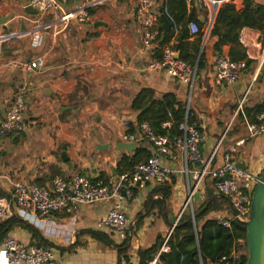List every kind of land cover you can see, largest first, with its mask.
Returning a JSON list of instances; mask_svg holds the SVG:
<instances>
[{
    "label": "crops",
    "instance_id": "crops-1",
    "mask_svg": "<svg viewBox=\"0 0 264 264\" xmlns=\"http://www.w3.org/2000/svg\"><path fill=\"white\" fill-rule=\"evenodd\" d=\"M26 1L0 0V115L9 107L20 84L26 83L29 89L24 112L26 130L0 138V193L3 197H7L12 182L45 186L57 171L63 175L78 172L90 181L115 178L114 170L119 159L130 155L117 149L120 143H125L122 134L126 130L122 122L128 120L136 124L137 114L130 106L143 89L151 90L158 99L171 94L183 106L185 115L190 112L191 123L207 136L201 149L204 158H209L225 134L213 167L221 164L228 147L242 141L243 144L236 147V159L245 170L261 176L264 171V135L248 137L246 125L250 122L245 115L248 109L264 106V45L259 31L244 28L239 33V48L250 64L247 66L246 60L241 61L245 69L237 84L228 86L215 80L211 64L216 55L210 53L198 76L196 67H192L195 78L190 87L165 72L148 69L150 62L161 58L166 49L179 54L180 59V52L174 49L180 28L173 29L174 35L164 47L158 48L156 43L142 51V31L134 20L135 0L105 3L89 10L91 15L85 24L71 21L66 26L57 25L49 15L28 14ZM79 1L70 0L67 9H77ZM163 1L154 0L158 18ZM194 1L199 21L205 26L208 11ZM252 1L264 6V0ZM231 5L237 12L243 10L242 0H232ZM191 10L189 5L188 14ZM157 26L159 29L161 24L157 23ZM32 28H41L43 33V42L35 49L26 37ZM183 43L185 54L199 59L200 48H204L202 41L190 36ZM196 48L198 54H195ZM228 52L229 46L222 47L223 55L228 56ZM37 57L42 58L44 64L34 73L25 75L21 67L10 66L11 62L22 65ZM248 88L250 91L245 95ZM244 96L240 113L235 114ZM63 148L65 162L61 159ZM137 148L150 154L146 144H137ZM168 164L176 174L172 177L175 185L166 206L174 210L171 214L176 221L186 196L177 182L183 180L186 186V180L179 173V163ZM207 188L214 189L209 179L203 184V192ZM136 190L134 200L125 206L127 219L132 224L126 254L130 264L138 263V249H149L158 238L164 240L171 229L167 218L162 217L158 209L146 214L143 208L145 198L153 189L146 185ZM177 193L179 200L175 205L173 199ZM109 207L110 203L84 206L67 219L57 218L60 220L57 222L56 219L53 222L35 221L27 214L18 218L37 229L47 224L46 231L51 229L52 236L61 238L63 245L52 246L57 264H117L115 246L118 245L115 242L110 239L114 246H107L82 233L87 230L98 232L97 225ZM156 220H159L158 224ZM66 222L71 224L66 226ZM57 224L59 229L55 228ZM10 235L23 243L31 241V235L20 228L14 229ZM0 264H5L1 249ZM152 264H157V259Z\"/></svg>",
    "mask_w": 264,
    "mask_h": 264
},
{
    "label": "built area",
    "instance_id": "built-area-1",
    "mask_svg": "<svg viewBox=\"0 0 264 264\" xmlns=\"http://www.w3.org/2000/svg\"><path fill=\"white\" fill-rule=\"evenodd\" d=\"M69 1L27 0L25 8L36 10L38 14L49 15L54 18L57 25L66 26L71 21L85 24L88 22L89 10L115 0H80L79 7L73 11L67 9ZM197 1L208 11L207 24L200 28L195 22H189L186 28L190 36L200 38L202 45H205L218 11L223 5L231 4L232 0ZM135 7L134 20L142 31L141 50L145 52L157 43L158 13L154 0H135ZM26 37L33 49L39 48L43 42L41 28H32L27 31ZM43 64V59L37 57L22 65L11 62L10 66L21 67L22 72L28 75L41 69ZM148 69L154 72H165L170 78L186 82L192 87L196 68L193 69L184 61L177 59L174 51L166 49L161 59L150 62ZM244 69V62L232 61L223 54L216 55L211 64L215 80L228 86L238 83ZM28 91L26 83L20 84L11 98L9 107L0 115V138L26 130L24 112ZM249 91L250 88L245 95ZM244 100L245 96L240 101L235 114L240 113ZM122 126L126 130L122 134L123 142L133 143L135 146L146 144L150 148V157L146 161L136 165L130 172L110 179L106 185L93 184L78 172L55 176L45 186L23 181L12 182L7 197H0V222L26 214L28 217L32 216L35 221L51 219L48 222H53L58 215H73L84 206L110 203L105 216L97 225V230L120 245L129 239L132 233V224L127 219L125 206L134 200L133 191L146 185L155 189L169 184L176 172L168 163L171 165L179 163V173L186 180L187 197L178 214V220L186 210L193 216L192 202L195 198L203 199L202 188L208 179L213 183L214 197L227 200L232 211L231 220H227L220 214L214 216L218 224L228 228L231 221L235 220L243 224L248 220L252 194L259 183V177L239 167L235 154L236 147L241 146L242 141L236 146L228 147L223 154L221 164L213 167L216 154L223 145L225 134L218 140L209 158H204L201 149L207 136L189 121L187 114L173 132L169 131L173 128L172 124H162L161 129L165 132L164 134L154 132L147 123L137 125L127 120L122 122ZM132 127L134 131L129 133ZM246 128L249 138L264 135V113L257 116L255 123H248ZM175 225L176 223L167 233L160 252L167 251L165 244ZM239 244L241 247L234 250L230 257L221 258V264H235L241 255L247 256L244 241L240 240ZM0 249L3 251L5 264H57V256L53 248L23 243L10 234L2 241ZM121 264L130 263L122 259Z\"/></svg>",
    "mask_w": 264,
    "mask_h": 264
},
{
    "label": "trees",
    "instance_id": "trees-1",
    "mask_svg": "<svg viewBox=\"0 0 264 264\" xmlns=\"http://www.w3.org/2000/svg\"><path fill=\"white\" fill-rule=\"evenodd\" d=\"M243 10L237 12L233 5H223L216 16L215 22L210 31L207 42L204 45L203 51L197 59L196 56L185 54V40L190 38L187 30L189 22H195L200 28L202 24L199 21V16L194 7V0H164L160 9L165 12L167 19L172 23V29L168 33H164L159 27V37L157 40L158 48L167 45L174 35V28H180L176 37L178 44L174 46L176 51L180 52V60L184 61L191 67H196V76L204 69L207 55L212 53L214 55L222 54V47L229 46L228 56L232 61H244L246 56L239 48L238 40L239 33L244 28L259 31L261 34V42L264 45V6L254 3L252 0H242ZM189 5L192 7L188 14ZM201 14V13H200ZM91 15V12H88ZM158 24H161L158 18ZM163 37V39H161ZM200 39V38H199ZM199 49H195V54H198ZM161 58H158L159 60ZM250 61L246 60L248 66ZM131 110L137 114L135 123H147L154 132L164 134L161 129L162 124L171 122L174 128L184 119L185 110L183 106L177 102L175 97L171 94L163 95L159 99L156 98L154 92L148 89L141 90L131 103ZM261 113H264V106L257 105L254 108L248 109L245 112L246 117L250 123H255L256 118ZM251 114V117H249ZM188 119H191L190 112H188ZM134 128L129 129V133H133ZM150 154L143 148H137L130 155H123L119 159L114 170L115 175H122L130 172L136 165L146 161ZM60 172H56L54 176H62ZM93 184L102 183L107 184L108 180L97 178L91 181ZM175 185V179H172L170 184H164L151 191L145 198L143 208L146 214L158 209L159 213L165 214L166 204L172 193V188ZM210 191V192H209ZM214 189L207 188L204 194V202L197 211L193 209V216L188 210L182 213L179 220L167 240L165 247L166 252H160L159 244L164 242L163 239L158 238L155 244L149 249H138L136 252L137 264H151L157 259V264H221L222 257H230L234 250L241 247L239 241H244L246 229L245 226L237 221H231L228 228H223L218 224L214 218L218 214L227 216L229 209L228 202L224 198H216L213 195ZM134 197L137 195V190L133 191ZM0 197L3 194L0 193ZM154 197H159L156 200ZM165 206V207H164ZM205 210L202 212V210ZM207 214V215H206ZM208 214L210 216L208 217ZM68 215H58L56 218H67ZM206 217L200 227H198V219ZM175 220L170 224L171 227ZM16 228L27 231L31 235L30 245H36L44 248H53L47 240H45L39 230L29 223L23 221L18 217H10L7 220L0 222V244L2 241ZM83 234L90 235L93 239L105 244L107 246H114L110 238L99 232L87 230ZM129 239H126L122 244L115 246L117 249V264H121V260L128 262L126 256L129 249ZM75 246V244L73 245ZM247 256L241 255L235 264H246ZM231 262V260H230Z\"/></svg>",
    "mask_w": 264,
    "mask_h": 264
},
{
    "label": "water",
    "instance_id": "water-1",
    "mask_svg": "<svg viewBox=\"0 0 264 264\" xmlns=\"http://www.w3.org/2000/svg\"><path fill=\"white\" fill-rule=\"evenodd\" d=\"M26 12L31 15H37L38 12L31 8H26ZM159 18L161 20V29L164 33L170 32L172 23L167 19L162 9L159 10ZM4 23L7 20H2ZM163 39V37L161 38ZM203 47L200 48L199 56L201 55ZM179 59V54L176 55ZM106 149V148H103ZM118 150L126 151L129 154L135 150V144L133 143H120ZM62 161H66L65 149L63 148L61 153ZM241 169H245L243 164H239ZM205 208L202 210V212ZM178 220V218H177ZM175 221V223L177 222ZM246 229L245 236V248L247 253L246 264H264V171L259 178L254 192L252 194L250 212L248 220L243 223ZM164 243L160 242V249Z\"/></svg>",
    "mask_w": 264,
    "mask_h": 264
},
{
    "label": "rangeland",
    "instance_id": "rangeland-1",
    "mask_svg": "<svg viewBox=\"0 0 264 264\" xmlns=\"http://www.w3.org/2000/svg\"><path fill=\"white\" fill-rule=\"evenodd\" d=\"M82 175V174H81ZM83 176V175H82ZM85 177V176H84ZM260 178V177H259ZM89 180V179H88ZM90 181V180H89ZM91 182V181H90ZM177 184H179V186L181 187V188H183L184 189V191L186 192V186H185V182L183 181V180H179L178 182H177ZM210 192V191H209ZM204 194H205V191H204ZM176 195H178V193L176 194ZM185 197V199H186V197L187 196H184ZM204 198L205 197H203V199L201 200V198H195L194 200H193V202H192V204H193V209H194V211H197L198 210V208L202 205V203L204 202L203 200H204ZM178 200H179V195L178 196H175L174 197V199H173V202H174V204L176 205L177 203H178ZM185 201V200H184ZM174 206V205H173ZM166 208L167 209H165V214H162V217H166L167 218V223H172L173 221H174V218H173V215L171 214V212H173V211H171V207L168 205V206H166ZM229 209V210H226L227 211V216H226V219L227 220H231L232 219V211H231V209H230V206H229V204H228V207L227 206H224L223 207V210L222 211H224V209ZM207 215V214H206ZM210 216V214H208V217ZM214 217V216H213ZM212 216L211 217H209V218H213ZM205 218L206 217H202V218H200V219H198V227H200L201 226V224H202V222H203V220H205ZM56 220V222L57 221H60V220H58L57 218H55ZM64 219H67V218H64ZM49 220H51V219H46L45 220V222L46 221H49ZM159 223V220H156V224H158ZM61 224H63V223H61ZM65 224V223H64ZM68 224L70 225L71 223L70 222H66V226H68ZM32 225V224H31ZM59 224H57V225H55V228H58L59 229V226H58ZM33 227H35V228H37L35 225H32ZM45 227H42L41 225H40V228L41 229H38L39 230V232L43 235V237L46 239V240H48V241H53L54 243H51L52 244V246H56V245H63L62 244V241H61V238L59 239L58 237H54V236H52L51 235V233H50V231H52L51 229H50V231H46L47 230V224H45L44 225ZM57 229V230H58ZM43 230V231H42ZM55 236H58V235H55Z\"/></svg>",
    "mask_w": 264,
    "mask_h": 264
}]
</instances>
